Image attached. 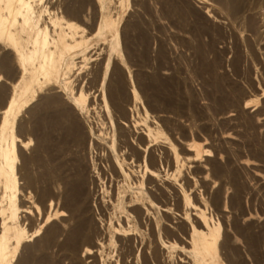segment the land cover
I'll list each match as a JSON object with an SVG mask.
<instances>
[{
    "label": "bare ground",
    "instance_id": "obj_1",
    "mask_svg": "<svg viewBox=\"0 0 264 264\" xmlns=\"http://www.w3.org/2000/svg\"><path fill=\"white\" fill-rule=\"evenodd\" d=\"M128 5L0 0V264H264V0Z\"/></svg>",
    "mask_w": 264,
    "mask_h": 264
},
{
    "label": "rangeland",
    "instance_id": "obj_2",
    "mask_svg": "<svg viewBox=\"0 0 264 264\" xmlns=\"http://www.w3.org/2000/svg\"><path fill=\"white\" fill-rule=\"evenodd\" d=\"M113 1L116 6V8L113 9V13H117V15L115 14V17H118L116 25L122 34V47L124 49L138 47L142 32H152L154 34L156 32H168V29H164V27L156 23L153 17V21L148 25V29H140L136 24L135 17L131 15L133 12V6L128 5V0H124V3L121 6L118 3L119 0ZM130 1L132 3V0ZM162 22L165 26L169 24L167 17H165ZM207 39L208 38L205 37L203 40Z\"/></svg>",
    "mask_w": 264,
    "mask_h": 264
}]
</instances>
